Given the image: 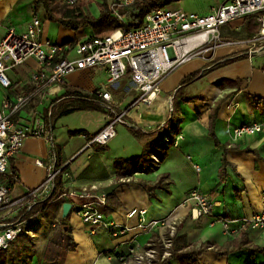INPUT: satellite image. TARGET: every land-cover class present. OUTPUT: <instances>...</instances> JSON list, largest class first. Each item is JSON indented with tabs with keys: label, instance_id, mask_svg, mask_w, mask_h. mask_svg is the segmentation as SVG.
Segmentation results:
<instances>
[{
	"label": "crops",
	"instance_id": "crops-1",
	"mask_svg": "<svg viewBox=\"0 0 264 264\" xmlns=\"http://www.w3.org/2000/svg\"><path fill=\"white\" fill-rule=\"evenodd\" d=\"M97 1L103 2L81 0L76 7L69 9L60 3V15L65 12L72 16L73 10L91 15ZM111 1L106 0L108 6ZM226 1L217 0L205 8V0H182L172 4L173 8H166L206 15L212 7ZM33 19L41 20L43 36L53 44L74 43L93 36L88 28L73 31L49 21L43 7L35 11V0H0V42L10 28L22 32ZM252 26L258 28L255 20ZM252 26L250 20H244L223 27L222 39L234 44L204 53L177 67L162 82L156 99L150 105L139 103L131 106L139 94L132 91L128 79L117 88H109L119 104L118 112L126 111L127 116L125 122L116 127L115 139L105 147L88 146L90 141L85 134H97L108 122L109 113L104 110L81 111L59 117L61 109L73 100L64 95L65 88L57 96H45L18 113L13 118L14 123L26 126L35 112L46 115L54 106L52 117L45 119L52 126L50 136L27 138L10 163L9 179L14 172L18 177L14 194L38 187L46 178V167L54 154L58 167H64L62 182L67 185L78 189L96 185L98 192L104 193L106 187L119 184L107 196L104 213L109 221L135 226L138 220L126 217L133 209H146L148 220L176 217L180 224L173 249L185 253L198 250L206 243L212 246L199 257V264H264V255H251L245 249L232 251L231 245L232 242H240L264 247L263 230L248 226L242 231L243 238L239 236L242 232L227 237L222 232V223L217 222L212 227V219L208 217L192 219V204L186 203L189 194L198 191L222 202V207L216 209L215 214L225 220L251 218L264 212V135L233 137V131L239 127L264 126V103L256 100L264 98V53L251 54L250 45L245 43L257 32H251ZM235 56H244V59L218 66L221 60ZM37 70L38 64L34 59H29L17 70H10L7 74L12 85L7 89L0 85V106L5 99L14 101L30 92L33 89L31 75ZM102 72L106 76L105 83L96 79V75ZM195 74H199L197 79L182 85L185 79ZM106 84V71L100 67L73 73L67 79L68 88L88 94ZM171 97L174 98L172 107L169 105ZM91 112L102 114L93 130L89 126H60L66 117L80 113L91 116ZM212 123L220 142L218 146L209 134ZM131 127L141 131L138 137ZM75 131L86 133L70 134ZM166 139L170 140L169 147L160 149L159 143ZM152 144L156 149L151 151V155L163 158V150H166L167 157L158 164H152L151 173L138 171L118 179L120 168L116 163L141 158ZM37 161L43 162L44 166H38ZM124 178H131V182L123 183L121 180ZM161 179L164 180L162 188H156ZM149 188H153L152 191ZM62 212L63 203L54 204L47 215L40 216L41 230L50 220L54 223L63 218ZM68 217L67 224L76 248L68 252L65 264H118L115 259L105 256L115 247L109 233L90 234L75 212H70ZM219 225L220 233L211 231ZM165 236L166 231L157 230L152 235L139 236L138 242L144 247L152 243L160 248ZM218 249L230 253L220 256L216 253ZM36 262L45 264L39 256L31 264ZM171 264L180 263L173 259Z\"/></svg>",
	"mask_w": 264,
	"mask_h": 264
},
{
	"label": "built area",
	"instance_id": "built-area-1",
	"mask_svg": "<svg viewBox=\"0 0 264 264\" xmlns=\"http://www.w3.org/2000/svg\"><path fill=\"white\" fill-rule=\"evenodd\" d=\"M138 1L112 0L109 9L120 23L127 26L132 23L130 13ZM80 2L60 0L68 8H74ZM250 17L254 18L258 30L245 43L250 45L251 54L264 53V0H228L212 7L206 15L164 7L148 14L137 28H123L104 38L92 36L62 45L44 38L39 19H33L22 32L10 28L0 42V85L10 88L12 82L7 73L29 59L36 60L38 70L31 75L33 89L30 92L14 101L5 99L0 106V251L9 250L22 235H35V219L45 205L70 203V212L81 218L90 234L105 231L111 235L115 247L105 256L115 259L118 264H163L169 260L179 218L169 216L148 220L146 209H133L126 217L137 219L135 226L109 221L104 213L107 195L98 192V186L78 189L64 182L58 185L57 179L64 167L58 168L54 154L46 167L45 180L38 187L15 195L14 185L18 177L10 175L14 182L11 185L8 177L10 163L27 138L50 136L52 126L45 119L52 117L54 106L46 115L35 112L26 126L15 124L13 118L39 99L57 96L67 86L71 74L100 67L106 71L107 84L93 94L105 103L109 120L88 146L105 147L117 136L116 127L123 124L127 116L126 111L118 112L119 104L109 88H117L128 79L132 89L139 94L131 106L150 105L162 82L173 70L204 53L234 44L222 39L221 29ZM173 102L171 97V107ZM257 134L264 135L263 125L243 126L233 131L235 139ZM169 141L166 139L163 144L168 146ZM152 158L155 163L159 162L156 157ZM37 165L44 166L41 161H37ZM121 181L130 183L131 178ZM186 203L192 204V219L208 217L212 219V226L222 223L227 237L238 235L248 226L264 231V212L251 218L225 220L215 215L222 202L198 191H192ZM157 230L166 231L160 248L152 243L144 247L138 242L139 236L152 235Z\"/></svg>",
	"mask_w": 264,
	"mask_h": 264
},
{
	"label": "trees",
	"instance_id": "trees-1",
	"mask_svg": "<svg viewBox=\"0 0 264 264\" xmlns=\"http://www.w3.org/2000/svg\"><path fill=\"white\" fill-rule=\"evenodd\" d=\"M182 0H139L135 6L132 8L130 13V19L132 23L124 26V24L120 23L118 19H116L111 13L109 6L106 0L99 5L100 15L98 18H95L91 15H86L83 12L73 10L72 16H68V14L62 13L60 8V2L57 0H35V11L41 6L46 12L47 19L51 22H56L61 25L65 29L79 31L81 29H90L94 37L104 38L115 31L123 28H137L139 27L144 18L150 14L152 11L161 9L167 6H170L174 3H178ZM65 9H69L68 7L63 6ZM59 15V16H58ZM246 20H250V25L252 26V21L254 22V18L250 17ZM251 32L254 33L257 31V27H250ZM244 59V56H235L233 58H227L221 60L218 66H225L231 64L235 61ZM199 74L192 75L183 81L182 85L188 84L195 79H197ZM65 96L69 98H73V100L66 104V106L61 109L59 112V117L68 116L70 114L81 112V111H105L108 113L106 109L105 103L96 98L94 94H88L79 89H72L65 87ZM259 103H264V98H256ZM48 114V111L46 112ZM133 133L138 137L141 133L138 129L131 127ZM86 133L85 131H75L71 132V135H82ZM210 137L214 140L215 144L218 146L220 144L217 135L215 133L214 124H211L210 127ZM87 139L92 140L95 135H90L88 133L85 134ZM162 142L159 143L158 147L168 148ZM156 149V145L152 144L149 149L145 152V154L141 158H137L133 161L128 162H117V167L120 168L118 179L122 177H127L133 175L135 172L144 171L146 173L152 172V164H158L162 162L167 157V151L163 150V158H159L156 155H151V151ZM156 157L159 162L155 163L152 157ZM59 168V167H58ZM64 171V169H63ZM63 171L59 175L57 179V183L60 186L63 182ZM12 175H16L14 172ZM164 179V178H163ZM161 179L159 183L156 185V188H162L164 180ZM10 184L14 185L12 178L10 179ZM56 204V203H54ZM51 205H45L43 210L40 212L37 219H35V224L37 228L36 232L41 231L40 224V216H45L48 214L49 210L52 208ZM216 215V214H215ZM217 216V215H216ZM221 217V216H218ZM68 218H65V221H62L61 218L59 221H55L58 223L59 229L54 232L52 236L48 239V244L44 250L41 261H44L45 264H65V259L69 251L74 250L76 248L75 243L73 242L71 236V229L67 224ZM52 223V222H51ZM35 228V227H34ZM244 232H242L239 236L244 237ZM33 238L27 235H22L15 243L18 245L17 249H12V247L7 251H0V264H31L33 259L38 256L36 255V251L34 248V243H32ZM246 243L240 242H232V251L245 249L251 253V255L262 254L264 255V247H258L253 245H248ZM209 249H212V246L209 243L204 244L198 250H192L185 253H179L178 250L173 249L172 257L164 262L163 264H171L173 259H177L180 264H199V257ZM215 251V250H214ZM216 253L220 256L228 255L230 251L218 249Z\"/></svg>",
	"mask_w": 264,
	"mask_h": 264
},
{
	"label": "rangeland",
	"instance_id": "rangeland-1",
	"mask_svg": "<svg viewBox=\"0 0 264 264\" xmlns=\"http://www.w3.org/2000/svg\"><path fill=\"white\" fill-rule=\"evenodd\" d=\"M216 1L217 0H205V8H207V6L212 4V3H216ZM101 3H102L101 1H97L95 6L90 11V14L95 18H98L100 15L99 5ZM169 7L173 8L172 5ZM15 70H17V68H15ZM96 79L99 81H102L104 83L106 82V76L103 72L99 75H96ZM130 88L132 89L131 86H130ZM132 91H134V90L132 89ZM127 101H129V100L127 99ZM90 114H91V116H84L80 113V114H75V115L70 116V117H66L62 120V122L60 123V126H68V127H87V126H89L90 129L93 130V129H95V127L97 125V121L102 116V114L98 113V112H91ZM112 141H110V143ZM50 221L49 222L47 221L48 225H47V227H45V229L41 230L40 232H35V235L32 237L33 238L32 243H34L36 255L39 256V260L42 259V255H43L44 250L48 244L49 237L52 236L56 230L59 229L58 223H56V222L51 223ZM62 221H65V218L62 219ZM179 224L180 223L177 224V231H178ZM47 228H49V229H47ZM221 229H222V232H224L223 226ZM221 229H220V225H219L216 228H212L211 231H213L215 234H218L221 232ZM30 237H31V235H30ZM17 248H18V245L15 243L13 245L12 249H17ZM35 264H37V262Z\"/></svg>",
	"mask_w": 264,
	"mask_h": 264
},
{
	"label": "water",
	"instance_id": "water-1",
	"mask_svg": "<svg viewBox=\"0 0 264 264\" xmlns=\"http://www.w3.org/2000/svg\"><path fill=\"white\" fill-rule=\"evenodd\" d=\"M119 187V184H113L104 189V193L108 196L112 194L117 188ZM153 188H149V191H152ZM71 211V204L70 203H64L63 204V212L62 217L67 218Z\"/></svg>",
	"mask_w": 264,
	"mask_h": 264
}]
</instances>
